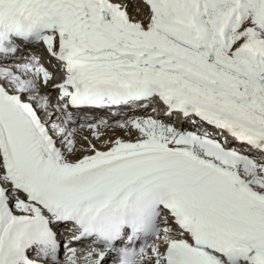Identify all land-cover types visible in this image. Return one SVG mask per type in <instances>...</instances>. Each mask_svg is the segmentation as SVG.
<instances>
[{
    "label": "snow or ice",
    "instance_id": "1",
    "mask_svg": "<svg viewBox=\"0 0 264 264\" xmlns=\"http://www.w3.org/2000/svg\"><path fill=\"white\" fill-rule=\"evenodd\" d=\"M0 264H264V0H0Z\"/></svg>",
    "mask_w": 264,
    "mask_h": 264
}]
</instances>
